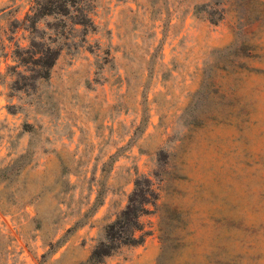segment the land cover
<instances>
[{"label":"rangeland","instance_id":"rangeland-1","mask_svg":"<svg viewBox=\"0 0 264 264\" xmlns=\"http://www.w3.org/2000/svg\"><path fill=\"white\" fill-rule=\"evenodd\" d=\"M91 3L0 0V264H92L137 178L142 241L96 264H264V0Z\"/></svg>","mask_w":264,"mask_h":264},{"label":"trees","instance_id":"trees-1","mask_svg":"<svg viewBox=\"0 0 264 264\" xmlns=\"http://www.w3.org/2000/svg\"><path fill=\"white\" fill-rule=\"evenodd\" d=\"M91 8V0H31L23 22L26 28L33 31L37 29L39 20L47 15L66 16L72 20L74 25L80 24L88 30L93 27ZM17 51L19 52L16 53L18 62L21 64L34 63L37 66L34 71L40 77L49 75L50 68L59 54V48L52 47L43 39H36L34 36L30 39L28 46L18 45ZM135 183L136 187L129 196L128 203L113 221L106 224L104 238L98 240L93 246L88 258L92 264L101 262L105 256L111 254L122 244H135L142 241V235L136 236L135 231L140 228L138 217L146 211L144 205L149 201L148 192L152 189L149 185L140 187L138 178ZM144 190L145 192L142 193Z\"/></svg>","mask_w":264,"mask_h":264}]
</instances>
